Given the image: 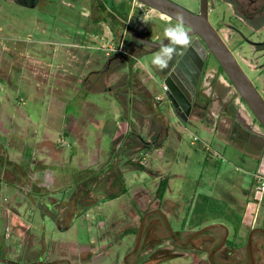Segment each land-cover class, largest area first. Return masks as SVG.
<instances>
[{
    "label": "rangeland",
    "instance_id": "rangeland-1",
    "mask_svg": "<svg viewBox=\"0 0 264 264\" xmlns=\"http://www.w3.org/2000/svg\"><path fill=\"white\" fill-rule=\"evenodd\" d=\"M174 1L193 11L199 9V0ZM208 1L209 22L214 27L220 25L223 36L229 38L232 34L228 46L264 98L263 14L260 15L262 20L252 25L237 18L227 0ZM257 1L260 6L264 4V0ZM110 2L124 11L126 26H135L153 41L164 39L163 28L175 22L138 0ZM81 10L87 12L85 8ZM65 22L56 30L54 21L37 5L31 7L29 3L0 0V118L4 128H9L11 122L15 127L16 124L21 126L20 132L10 136V142L4 144L0 129V250L6 249L5 257L27 263L41 253L45 260L70 258L71 264H123L129 254L128 264H210L207 251L213 244H204L201 251L194 245L183 248L174 245L163 218L157 213L145 217L141 239L134 249L143 214L159 207L172 228L183 222L184 237L206 225H225L229 239L237 246L232 253L236 261L232 264L247 261V228L242 223V207L255 191V158L263 151L260 142L264 141V135L233 85L209 68L207 72L214 76L202 88L209 102L206 120L192 113L179 117L166 96L160 104L152 100L155 95L162 94V71L151 64L159 48L151 51L127 32L113 36L100 25L88 35L87 48L76 47L79 53L74 60L72 53L67 51L69 45H64L73 42L74 30L69 19ZM238 43L241 45L234 49L233 44ZM120 44H126L132 51L130 56L114 51L116 60L131 57V54L136 57L131 67L110 73L104 85L114 89L120 78L129 72L131 85L128 90L132 93L134 113L125 116L133 119L134 131L145 138L146 144L152 145L146 150L136 136H132L131 145L127 139L126 146L119 141L114 144L112 131L116 130L115 126L122 123L120 133L128 129L119 101L113 91L93 89L84 83L91 71L101 69L107 62V46L117 49ZM13 67L19 76L10 83L5 77ZM92 78L90 76V80ZM20 110L33 117L31 125L25 122ZM238 111L257 131L256 136L250 135L256 145L255 158V151H246L247 125L241 123ZM61 113L74 114L84 122L81 135L59 133L63 142L58 139L57 148L61 147L67 163L71 159L72 164L64 168L69 174L73 170L71 182L76 184L81 176L83 179L88 176L90 184L94 182L92 198L72 186L47 191L34 183L29 168L18 163L17 156L23 153L22 143L41 142L43 133L47 132L45 126H58ZM236 122L243 129H237ZM24 127H28V134L23 133ZM232 128L238 132L233 134ZM126 131L122 139L126 138ZM80 136L87 141V146L79 143ZM32 149L37 151L36 147ZM43 155L47 158L48 153L39 152V157ZM74 155L86 163L81 172L74 167ZM93 158L97 162L89 165ZM12 160L25 171V177L15 175L9 165ZM114 169L120 170L122 184L128 193L108 199L105 192L111 189L106 187L107 176ZM162 178H167L168 183L163 200L159 202L156 190ZM116 191L118 188L113 192ZM88 197L92 203L86 202ZM62 201L66 204L61 205ZM173 210L178 211L176 215L170 214ZM253 225L264 229V197L258 203ZM224 233L223 228L214 227L201 240L212 234L215 235L212 238L219 241ZM259 239L258 233L252 237V242L256 241L253 247L262 253ZM222 256L223 251H219L217 258Z\"/></svg>",
    "mask_w": 264,
    "mask_h": 264
},
{
    "label": "flooded vegetation",
    "instance_id": "flooded-vegetation-1",
    "mask_svg": "<svg viewBox=\"0 0 264 264\" xmlns=\"http://www.w3.org/2000/svg\"><path fill=\"white\" fill-rule=\"evenodd\" d=\"M6 1H11L15 3H29L31 7L37 5L39 7V10L44 11L46 14H48L49 18L54 21V28L56 30L60 29L61 27L60 25L63 24V21L65 22L66 19L67 20L69 19V23L74 30L73 31L74 40L72 43L70 44L65 43L64 45L65 46L69 45L68 47H70V49H67V51H70L72 53L74 60L78 58V53H79L76 47L87 48L88 47V35H91L96 30H98L100 25H103L104 27H106L108 29V32L112 33L113 36H117V35L121 36L122 34L125 35V33L127 32L126 31V21L123 16L124 11L118 9L115 4H112L110 2V0H6ZM227 1L228 3L231 4L234 10L235 16L241 19L242 21H244L245 23L253 25L262 20V18H260L262 17L260 16L261 14H263L264 16V4L260 6L257 0H248V1L247 0H227ZM82 8L87 9V12H84L83 10H81ZM194 12H198V10H194ZM65 23L68 24V22H65ZM214 28L218 31L219 35L222 37V39L228 46L233 39L232 34L228 38V36H223L221 32L222 27L220 25L219 26L217 25ZM103 30H105V28H103ZM189 39L191 43L187 47L182 48L181 52L173 57V61L170 63V65L162 71V77L163 79H165L166 77H169L170 82L178 90V92L182 96H184L187 100L190 101V113H192V116L194 115L199 119L206 120L205 115H206L209 102L207 101V99H205L206 96L203 93L202 88H203L204 83L205 82L209 83L214 76L213 73H208L207 70L211 68L215 71L216 75L220 74L223 76V78L227 80L229 79L227 78L224 71L219 66L214 56L210 53V51L207 50L204 44V41L197 35L189 36ZM192 43L194 45L190 47ZM120 45H122L121 52L124 54H127V51L130 48L127 47L126 44L124 45L120 44ZM240 45L241 44L239 43L233 44V47L235 49L237 46H240ZM188 48L190 50L189 52L186 53ZM228 48L230 49L229 46ZM184 54H186L185 59H182V56ZM107 55L109 56V58L107 59V62L103 64L102 68L99 70H102L105 67V65L110 64L111 53L109 52ZM87 59L88 58H86V61H88ZM180 60L181 62L179 64L178 62ZM177 96L178 95L175 93L174 97L176 98ZM166 98L170 106L174 109V112L177 113V116L182 117L177 112L176 108L173 106L168 95L166 96ZM237 115L239 119L241 120V123H244L247 125V129H246L247 137L244 138V143H245L244 145L246 146V151L247 150H248L247 152L255 151L253 155L255 158L257 154L256 145L250 139L251 137L250 135L251 134L255 135V132L257 131L254 128H252L249 123H247V120L241 116L242 114L239 111L237 112ZM237 132L238 131L236 129L232 128L233 134ZM262 134L264 135V130ZM260 143H261L260 145L263 144V151H261V153L257 155V158H255L257 169H258L260 159L262 155L264 154V141ZM257 174L258 172H255V175ZM256 186L254 187L255 191L252 194V196L248 197L244 202V205L242 207V216H243L246 205L249 202L253 201L254 197L256 196V193H257ZM177 212H178L177 210H173L172 212H170V214L176 215ZM147 213L148 214L157 213L162 217V214L159 211V207L154 208L151 211H148ZM244 227L247 228V232L245 235V242H246V247H247V259L248 260L244 261L241 264H251V258H250L249 249H248V245L250 243L247 242L246 236L249 235V232L252 228H261V227L254 226V225L252 226L245 225ZM172 229H173V234H170L168 229L167 231L169 234V239L172 241L174 245L181 247V248L186 247L187 245H194L196 250L201 251L204 248V244H207V243L213 244V246H211V248L207 251V259H208L209 253L213 252L212 259L215 264H232L234 263V261H236L234 257L232 256V253H234V249H236L237 246L228 237L225 240L224 244L220 247V249L216 251L214 250L216 247H218L221 244L225 233L219 241H216L215 238H212V237H215V235H212V234H208V237H205L204 239L202 238L203 240H201V237L204 236L206 232H208L209 229H207L203 231L202 233L194 236L188 242L187 245H183L188 240L190 235L194 232V230H192V232L188 233L184 237L183 235L185 233V228L183 226V222H182V225L180 224L179 227L172 228ZM257 233L260 235V238H261L258 241L260 242L259 248L262 250V253H258L255 247H253L256 241H253V242L251 241L252 252L257 255L256 258H254V255H253L254 264H264V250H263L264 232L256 229L253 232L252 237H254ZM198 237H200V239H198ZM195 239H198V241H195ZM209 241L210 242L212 241V242L210 243ZM1 251H2L1 257L7 258L5 257L6 249L0 250V253ZM219 251L220 252L223 251L224 257L222 256L220 258H217V254L219 253ZM130 254H133V253L130 252ZM173 254L175 255V253ZM176 254H178V252H176ZM128 255L129 254L126 255V261H127ZM59 259H65V260H62V261H59L53 264H59V263L71 264L70 258L60 257V258H56L53 260H45L41 253L37 254V256L33 257L27 263H24V261H19L17 259H9V262H7L6 264H33V263L49 264ZM127 264H128V261H127Z\"/></svg>",
    "mask_w": 264,
    "mask_h": 264
},
{
    "label": "water",
    "instance_id": "water-1",
    "mask_svg": "<svg viewBox=\"0 0 264 264\" xmlns=\"http://www.w3.org/2000/svg\"><path fill=\"white\" fill-rule=\"evenodd\" d=\"M138 1L141 4L153 8L157 10L159 13H162L172 19L177 13L182 14L184 25L186 27V30L189 32V36L197 35L204 41L207 50L210 51V53L214 56L219 66L224 71L225 75L227 76L233 87L236 89V91L238 92L239 96L245 102L247 107L252 112L253 116L256 118V120L264 130V98L257 90V88L253 85L252 81L248 78V76L246 75V73L238 63L234 54L231 52V50L228 48L222 37L219 35L218 31L209 22L208 20L209 1L199 0L198 12H194L173 0H138ZM126 31L130 35H132L137 41H139L142 45L149 48L150 50L158 49L160 47L161 40L153 41L148 39L135 26L127 25ZM164 43H167V41H165ZM193 45L194 44L192 43L190 47H192ZM189 50L190 49L188 48L186 53L189 52ZM185 55L186 54L182 56V59H185ZM180 62L181 60L178 63L180 64ZM163 81L168 87L167 95L170 101L172 102L173 106L176 108L177 112L183 117L188 116L190 114V101L187 100L184 96H182L178 92V90L170 82L169 77H166L165 79H163ZM175 93L178 95L176 98L174 97ZM257 172L258 174L264 175V154L260 159ZM258 200H259V192L257 191L254 200L249 202L245 207L242 216V223L244 225L252 226L254 224L255 215L258 210ZM159 211L162 214V217L164 219L165 225L169 233L173 234V229L171 227L168 217L166 216V214H164L161 211V209H159ZM147 214L148 213H145L143 215L140 225L138 227L137 238L134 249L137 248V245L141 239L143 223ZM219 226L220 227L222 226L225 229V235L223 237L221 244L218 247H216L214 250L216 251L220 249V247L224 244L225 240L227 239L229 231L227 227L219 223L206 225L194 231L183 245H187L188 242L194 236L202 233L203 231ZM256 229L264 232V229L262 228H252L249 232L247 242L250 243L248 245V249L251 258V264H254L251 241H252L253 232ZM133 252L134 251H131V253ZM212 253L213 252L209 253L208 259L211 264H215L212 259ZM62 260L65 259H59L49 264L57 263ZM0 262L7 263L9 262V259L0 257ZM124 263L127 264L126 257Z\"/></svg>",
    "mask_w": 264,
    "mask_h": 264
},
{
    "label": "crops",
    "instance_id": "crops-1",
    "mask_svg": "<svg viewBox=\"0 0 264 264\" xmlns=\"http://www.w3.org/2000/svg\"><path fill=\"white\" fill-rule=\"evenodd\" d=\"M30 72L31 71H29V74L31 76L32 74ZM17 76H19V74L17 73L16 68L13 67L11 72H9L6 75L5 79H6V81H9L10 83H11V81L15 82L14 79ZM78 80L80 81V79H78ZM20 112L23 113L21 115L24 118L25 122L27 124L31 125V121H32L33 117L28 112H23L22 110H20ZM3 114L6 115L5 112H3ZM7 114H8V112H7ZM6 116H8V115H6ZM2 117H4V115H2ZM94 121H96V120H94ZM0 124L2 126V127H0V129L3 130V133L1 135L2 136L1 142L3 144L5 142L9 143L10 142V136H14L16 132H20V130H21V126L16 124V127H15V125L12 122H11V125L9 128H4V126H3L4 124H3V121H1V118H0ZM115 127H116V130L112 131L114 144L118 143V141L119 142L121 141L122 133L127 130V129H124V131L122 133H120V130L122 128V123L115 126ZM83 128H84V122L82 120H80V118L78 119V117L76 115L68 114V113H61L60 122H59L58 126H57V124H54V125L50 124V125L45 126V129L47 130V132L43 133V137H42L41 142H39L38 144H36V142H34V143L33 142H31V143L23 142L22 143L20 148L23 150V153H22V156L21 155L17 156V158H20V160H18V163L23 168H25V167H27V169L29 168L32 171V174H33L32 180H34V183L39 185V186L41 185L42 187L48 189L47 191L54 192L57 190H64L65 188L72 186V187H77V192H80V190L84 191V190L90 189V191L92 190L91 193H94L93 192V189H94V183L93 182L87 186H84L81 183L84 180H88L89 179L88 176H85L84 179H83V176H81L82 179L81 178L77 179L76 184L71 182V181H73V180H71L73 178V172H72L73 170L69 174V172L66 169H64L66 166H68V164L69 165L72 164L71 159L69 160V163H67L68 161L66 160V158H64L62 156L61 147L57 148V143H58V139H59L58 134L59 133L63 134V135L67 134V133L68 134L75 133V134L81 135ZM126 132H125V134H126ZM23 133L28 134V127H24ZM78 141L82 146H87V141L85 139H83L82 136L79 137ZM35 144H36V146H35ZM33 147L34 148L36 147L37 151H35V149L33 150L32 149ZM39 152L48 153L47 158L44 155H43V157L42 156L39 157ZM34 155H38V156L34 157ZM73 157H74V159H73L74 167L76 169H78L79 172L83 171L85 169V165H86L84 160L78 159L75 155ZM96 162H97V160H95V158H93L89 161V165H92L93 163H96ZM32 164L34 166H33V168H30V165H32ZM24 165H27V166H24ZM78 166H80V167L78 168ZM75 171H77V170H75ZM119 174H120V170H118V169H114V171L112 173H108L107 183H106V187L108 190L111 189V191H115L117 189V186H113V184H114L113 180L116 176H120ZM14 186L16 187L17 185L14 184ZM223 226H225V225H223ZM220 228H222V227H220ZM229 237L230 236L228 235V238Z\"/></svg>",
    "mask_w": 264,
    "mask_h": 264
},
{
    "label": "trees",
    "instance_id": "trees-1",
    "mask_svg": "<svg viewBox=\"0 0 264 264\" xmlns=\"http://www.w3.org/2000/svg\"><path fill=\"white\" fill-rule=\"evenodd\" d=\"M127 12H129V9H128V11H126V13ZM130 12H131V10H130ZM134 18H135V16H134ZM131 51H132V49L130 48L127 51V55H129V53ZM117 52L122 53L121 51H117ZM180 52H181V49L178 52V54ZM110 57H111L110 64L105 65V67L102 70L91 71L89 73V75L85 78L84 83H85V85L89 84V86L91 88H93V89H95V88L102 89V90L103 89H108L110 91H113V93L115 94V98L119 101V104H120V107H121V111H122L121 115H122V117L126 118V116H125L126 113L128 115H129V113H131V114L134 113V108L132 106V102H133L132 93H130L129 90H128L130 85H131V79H130L131 76H130L129 72L125 73L124 76L120 78V80L117 82V85H115L114 89H111V87L104 85V80L108 77V75L110 73H113L116 70H119V69H122V68L128 67V66L131 67L132 63L134 61V58L136 56H132V54H131V57H127L125 59L122 58L123 60H121V59L116 60V53L115 52H111ZM90 76H93V78L91 80H90ZM126 119H127V122H128L127 123L128 129H127V132H126L127 136H126L125 139H121L120 143H122V144H124V146H126L127 144H125V143L129 142V141H126V139H127V140H130L129 143L131 145V142H134V139L132 138V136H136L138 142L142 143L141 146L143 147L144 150L152 147V145L146 144V141H145L144 137H142L141 135H139L137 132L134 131V129H133L134 124L132 123L133 120L132 119L131 120L128 119V117ZM235 125L237 126V128L241 126V124L239 122H236ZM241 129H243V128H241ZM157 134H158V132L153 134L151 139L155 140V137H156ZM159 146H160V144L157 145L156 147H159ZM142 147H141V149H142ZM4 153H5V150H4ZM9 165L13 169L15 175H17L18 177L23 178V177L26 176L25 171L16 162L9 161ZM137 165L141 169L144 168V166L142 164H140V163H137ZM119 175L120 176H116L114 178V180H113V183H114L113 186H117L119 192L118 191H116V192H113V191L105 192V195L108 197V199H116L120 195H124V194L128 193V189L126 188L125 185L122 184L123 181H124L123 177H122V174H119ZM90 181H91V179L89 178L88 180H84L81 183L84 186H87V185L90 184ZM167 183H168V179L167 178H162L160 180V182H159V185H158L157 190H156V198H157V200L159 202H161L163 200V197H164V194H165V191H166V187H167ZM91 192H92V190L90 191V189L83 191V193H85L87 195L89 194L90 198H92L91 195H93L95 193H91ZM90 198L88 197V200L86 202L92 203V200H90ZM65 204H66V201H62L61 205H65ZM53 217L56 219L57 215L54 213Z\"/></svg>",
    "mask_w": 264,
    "mask_h": 264
},
{
    "label": "clouds",
    "instance_id": "clouds-1",
    "mask_svg": "<svg viewBox=\"0 0 264 264\" xmlns=\"http://www.w3.org/2000/svg\"><path fill=\"white\" fill-rule=\"evenodd\" d=\"M173 19L174 23L170 22L163 28L165 39L161 40L159 50L153 54L151 59V64L161 71L168 67L169 62L180 49L191 43L182 14L177 13ZM165 41L167 43H164Z\"/></svg>",
    "mask_w": 264,
    "mask_h": 264
},
{
    "label": "built area",
    "instance_id": "built-area-1",
    "mask_svg": "<svg viewBox=\"0 0 264 264\" xmlns=\"http://www.w3.org/2000/svg\"><path fill=\"white\" fill-rule=\"evenodd\" d=\"M107 48H108V51H106V54H108L109 52L111 53L112 51L114 52L116 50L121 51V49H122L121 45H119V47L117 49H114V48L111 49L110 45L107 46ZM161 89H162V94H157L152 98V100L154 102H156L157 104H160L163 97L167 96L168 87L164 82L161 84ZM59 140H60V142H63L62 139H59ZM206 148H207V150H211V148H208V146H206ZM255 181L257 183V186H256L257 191L259 192V200L258 201H260L261 198L264 197V175H261V174L255 175Z\"/></svg>",
    "mask_w": 264,
    "mask_h": 264
}]
</instances>
